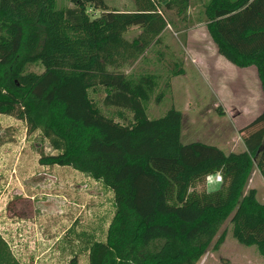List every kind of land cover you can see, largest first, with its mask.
<instances>
[{
	"label": "trees",
	"instance_id": "trees-1",
	"mask_svg": "<svg viewBox=\"0 0 264 264\" xmlns=\"http://www.w3.org/2000/svg\"><path fill=\"white\" fill-rule=\"evenodd\" d=\"M134 1V11H118L102 0H0V115L40 132L54 152L40 153V166L71 168L112 194L105 240L90 242L87 264H196L233 209V240L264 260V205L253 190L240 197L253 167L264 182V112L241 130L244 151L227 155L182 144L174 108L149 119L159 77L124 70L173 26L163 10L185 13L188 4ZM207 26L218 54L237 68L254 66L264 90V0H216ZM35 63L42 72H27ZM99 88L104 108L117 113L97 108L89 93ZM218 173L221 183L207 191V177ZM0 264H18L1 237Z\"/></svg>",
	"mask_w": 264,
	"mask_h": 264
},
{
	"label": "rangeland",
	"instance_id": "rangeland-1",
	"mask_svg": "<svg viewBox=\"0 0 264 264\" xmlns=\"http://www.w3.org/2000/svg\"><path fill=\"white\" fill-rule=\"evenodd\" d=\"M102 1L118 11L136 8L134 0ZM186 1L185 13L163 10L173 26L167 27L159 44L124 71L159 77L146 105L147 117L155 119L170 108L178 110L182 144L200 142L216 146L225 155L241 153V130L264 112L263 80L254 66L237 68L218 54L207 26L216 0ZM57 4L70 6L68 0H57ZM88 13L95 18L100 11L88 9ZM137 33L131 30L129 38ZM177 67L181 74L167 78ZM27 72L39 74L42 67L31 64ZM89 95L104 114L117 113L102 105V89ZM40 153L54 154L40 132L29 134L24 122L0 115V237L18 264H70L72 259L87 264L90 242L105 240L114 212L112 194L71 168L40 166ZM211 181L206 180L207 191L217 188ZM249 190L255 192V201L264 205V182L255 167L245 179L240 197ZM233 212H228L196 264H264L253 246L233 240ZM222 234L221 246L213 250Z\"/></svg>",
	"mask_w": 264,
	"mask_h": 264
},
{
	"label": "built area",
	"instance_id": "built-area-1",
	"mask_svg": "<svg viewBox=\"0 0 264 264\" xmlns=\"http://www.w3.org/2000/svg\"><path fill=\"white\" fill-rule=\"evenodd\" d=\"M207 179H211V184L214 186V185H218L221 183V177L217 174V175H213V176H209L207 177ZM206 179V180H207ZM209 183V182H208Z\"/></svg>",
	"mask_w": 264,
	"mask_h": 264
}]
</instances>
